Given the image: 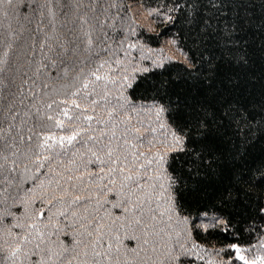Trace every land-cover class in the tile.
I'll use <instances>...</instances> for the list:
<instances>
[{"label":"snow or ice","instance_id":"obj_1","mask_svg":"<svg viewBox=\"0 0 264 264\" xmlns=\"http://www.w3.org/2000/svg\"><path fill=\"white\" fill-rule=\"evenodd\" d=\"M0 264H264V0H0Z\"/></svg>","mask_w":264,"mask_h":264},{"label":"trees","instance_id":"obj_2","mask_svg":"<svg viewBox=\"0 0 264 264\" xmlns=\"http://www.w3.org/2000/svg\"><path fill=\"white\" fill-rule=\"evenodd\" d=\"M163 41L161 40V41H159V43H162Z\"/></svg>","mask_w":264,"mask_h":264}]
</instances>
